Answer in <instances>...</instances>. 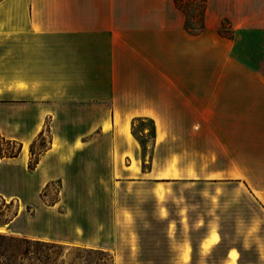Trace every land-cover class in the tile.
I'll use <instances>...</instances> for the list:
<instances>
[{
  "label": "crops",
  "instance_id": "obj_1",
  "mask_svg": "<svg viewBox=\"0 0 264 264\" xmlns=\"http://www.w3.org/2000/svg\"><path fill=\"white\" fill-rule=\"evenodd\" d=\"M122 1L0 0V134L22 146L0 158V198L23 208L10 223H20L28 207L31 217L38 214L42 189L53 182L144 189L160 217L164 208L172 214L168 189L176 184L221 185L225 194L240 188L264 223V76L254 73L258 82H249L250 68L236 56L234 39L219 33L210 0L199 33L185 28L173 0L172 11L150 0ZM140 120L154 125L151 143L134 131ZM197 214L195 227L205 228L196 243L190 235L178 241L180 262L187 248L192 261L224 241L213 220ZM246 245L264 259V226L246 229L240 244L232 240L222 264H241Z\"/></svg>",
  "mask_w": 264,
  "mask_h": 264
},
{
  "label": "rangeland",
  "instance_id": "obj_2",
  "mask_svg": "<svg viewBox=\"0 0 264 264\" xmlns=\"http://www.w3.org/2000/svg\"><path fill=\"white\" fill-rule=\"evenodd\" d=\"M171 1L150 0L168 6L172 11ZM210 8L211 18L219 22V33L233 37L236 56L250 68L249 82H258L253 78L254 73L264 76V0H210ZM153 129L154 125L149 120H140L134 126L143 144L151 143ZM47 143L46 137L40 140L36 152L39 153ZM17 149V144L8 143L0 137V156ZM231 190L225 194L221 185L176 184L168 189L167 203L172 214L168 215L164 208L166 217H160L154 197L144 189L135 191L119 186L62 189L53 182L42 189L45 204L42 203L38 214L31 217L34 210L28 207L31 213L25 210L24 219L18 224H11L10 220L23 208L0 198V253L17 254L20 251L17 240L29 239L63 246L64 250L57 247L54 251L38 246L40 248L35 254L43 258H56L58 264L72 258L77 259V264H116V259L117 264H201V259H207L205 264H222L232 240L240 244L246 229L254 227L256 230L257 226H264L259 218L261 213L258 205L244 197L240 188ZM62 196L66 198L65 203L50 207ZM162 196L165 197V192ZM178 196L183 197L181 203L177 200ZM100 197L107 201L104 208L100 206ZM116 198L121 200L120 204L112 203ZM121 204L134 206L135 213L128 209L122 212ZM178 210L182 211L181 214H177ZM198 212H203L207 219L213 220L216 228L224 234V241L207 255L196 252L192 261L190 248H187L185 260L180 262L178 241L190 235L196 243L205 228L194 225ZM24 232H38L45 238L36 239L19 234ZM52 238L88 241L96 247L85 248L83 245L55 242ZM101 246L113 250L91 249ZM115 249L118 251L114 252ZM23 264H30V261L25 260ZM241 264H264V259L259 258L255 246L246 245L242 249Z\"/></svg>",
  "mask_w": 264,
  "mask_h": 264
},
{
  "label": "trees",
  "instance_id": "obj_3",
  "mask_svg": "<svg viewBox=\"0 0 264 264\" xmlns=\"http://www.w3.org/2000/svg\"><path fill=\"white\" fill-rule=\"evenodd\" d=\"M174 4L178 9H180L184 15H185V28L190 31H202L205 28V16H206V10L208 8V2L209 0H173ZM222 36L233 38L232 36H227L220 32ZM0 137L4 139L8 143H14L18 145V149L14 152H11L5 156L2 157H13L17 156L19 152L21 151V144L17 141L6 139L0 134ZM45 147V146H44ZM43 147V148H44ZM33 154L35 153L32 149ZM37 162V158L33 159L30 162V167H35ZM17 244L20 248V251L17 254L11 253L7 254V252L0 253L1 257V263L0 264H23V262L26 260L30 261V264H58L56 258L52 257H39L35 254L38 252L39 248L38 246H41V248H46L48 250H56L57 247L64 250L63 246L57 245L55 243H49V242H43L40 240H29V239H19L17 240ZM32 248H35L34 250H31ZM85 248H87L85 246ZM91 249H99L100 248H91ZM103 250V249H102ZM62 252V251H61ZM77 259L72 258L69 259V261L63 260L61 264H77ZM114 264V263H113Z\"/></svg>",
  "mask_w": 264,
  "mask_h": 264
}]
</instances>
